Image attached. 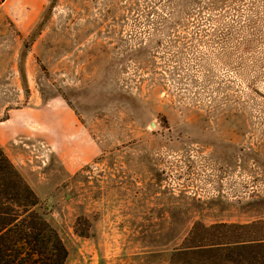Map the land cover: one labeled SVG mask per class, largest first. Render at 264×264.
<instances>
[{"label":"rangeland","instance_id":"rangeland-1","mask_svg":"<svg viewBox=\"0 0 264 264\" xmlns=\"http://www.w3.org/2000/svg\"><path fill=\"white\" fill-rule=\"evenodd\" d=\"M166 1L0 0V121L61 98L100 147L69 175L18 140L65 264H224L201 225L264 240V0L164 27Z\"/></svg>","mask_w":264,"mask_h":264},{"label":"trees","instance_id":"trees-1","mask_svg":"<svg viewBox=\"0 0 264 264\" xmlns=\"http://www.w3.org/2000/svg\"><path fill=\"white\" fill-rule=\"evenodd\" d=\"M166 2L170 4L163 7L174 5V11L163 17L166 20L162 23L164 27L175 24L174 19L178 20L176 23L181 22L182 15L190 12L185 5L187 0ZM40 205L32 188L0 146V264L66 263L68 250L58 233L40 214ZM199 226L196 224V231ZM251 227L219 224L207 228L201 225L204 231L216 232L218 238L233 236V240L193 248H208L209 252L220 255L224 264H264V240H239L240 231Z\"/></svg>","mask_w":264,"mask_h":264},{"label":"crops","instance_id":"crops-1","mask_svg":"<svg viewBox=\"0 0 264 264\" xmlns=\"http://www.w3.org/2000/svg\"><path fill=\"white\" fill-rule=\"evenodd\" d=\"M20 139L43 140L52 148L69 175H78L100 153L99 145L76 112L61 98L11 109L7 117L0 121L1 147L17 165L24 180L29 185H35L32 168L23 159L25 156L21 152Z\"/></svg>","mask_w":264,"mask_h":264},{"label":"built area","instance_id":"built-area-1","mask_svg":"<svg viewBox=\"0 0 264 264\" xmlns=\"http://www.w3.org/2000/svg\"><path fill=\"white\" fill-rule=\"evenodd\" d=\"M33 148L36 150H43L45 153L50 151L49 146L44 142H38L37 144L33 145Z\"/></svg>","mask_w":264,"mask_h":264}]
</instances>
